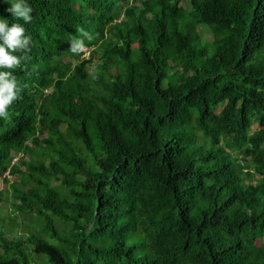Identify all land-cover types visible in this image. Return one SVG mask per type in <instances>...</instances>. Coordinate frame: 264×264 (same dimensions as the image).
<instances>
[{
  "label": "trees",
  "instance_id": "obj_1",
  "mask_svg": "<svg viewBox=\"0 0 264 264\" xmlns=\"http://www.w3.org/2000/svg\"><path fill=\"white\" fill-rule=\"evenodd\" d=\"M26 2L0 264H264V0Z\"/></svg>",
  "mask_w": 264,
  "mask_h": 264
},
{
  "label": "clouds",
  "instance_id": "obj_2",
  "mask_svg": "<svg viewBox=\"0 0 264 264\" xmlns=\"http://www.w3.org/2000/svg\"><path fill=\"white\" fill-rule=\"evenodd\" d=\"M6 12L10 13L16 20H22L25 24L32 21V8L27 4L26 0H11L10 7ZM25 28L20 23H12L9 27L4 19H0V69H16L20 67L21 61L26 56H18L14 53L29 51L31 37L25 35ZM79 33H84V28H78ZM72 52L81 50L84 54L88 52L82 42L72 38ZM20 88L17 79L12 71H0V118H8V108L14 101L19 99Z\"/></svg>",
  "mask_w": 264,
  "mask_h": 264
},
{
  "label": "rangeland",
  "instance_id": "obj_3",
  "mask_svg": "<svg viewBox=\"0 0 264 264\" xmlns=\"http://www.w3.org/2000/svg\"><path fill=\"white\" fill-rule=\"evenodd\" d=\"M180 5L184 8V9H186V10H190V6H189V3H188V0H181V3H180ZM99 48L100 47H98L96 50V52H97V55L99 56L100 55V53H101V50H99ZM85 56H88V53L86 52L85 54H84ZM68 61V57H64L63 58V62H65V61ZM17 160V158H15L14 160H13V162L12 163H14L15 161ZM21 170L22 171H24L25 170V167H21ZM4 175L6 176L7 175V177L9 178V180H10V182L11 181H13V179L11 178V176L8 174V172L6 171V172H4ZM30 184L31 185H33L34 183L32 182V181H30ZM12 201L13 200H10L9 199V194H7V195H5V197L3 196V198L2 199H0V209H2V210H8V212H9V214H11V216H13L14 217V215L15 216H17V215H19V213L17 212V211H14L13 210V207L15 208V205L13 206V203H12ZM13 206V207H12ZM2 212L1 210H0V228H1V223H3V222H5L6 221V219H10L9 217H7L6 216V213L5 212ZM39 233L41 234V235H46V233H45V231L43 230V229H40L39 230ZM6 236V235H5Z\"/></svg>",
  "mask_w": 264,
  "mask_h": 264
}]
</instances>
